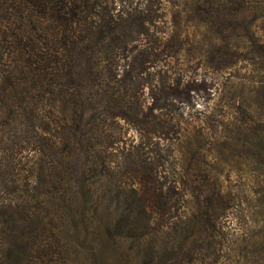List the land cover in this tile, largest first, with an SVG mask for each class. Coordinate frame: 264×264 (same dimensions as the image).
<instances>
[{"label": "trees", "instance_id": "trees-1", "mask_svg": "<svg viewBox=\"0 0 264 264\" xmlns=\"http://www.w3.org/2000/svg\"><path fill=\"white\" fill-rule=\"evenodd\" d=\"M167 4L0 0V264H25L20 238L30 232L16 242L13 229L56 221L60 208L91 223L99 255L128 242L149 264H190L198 236L238 201L217 174L186 172L215 114L196 108L208 88L186 77ZM185 143L190 164L178 172L173 156ZM33 156L43 191L26 189ZM190 203L188 231L171 209Z\"/></svg>", "mask_w": 264, "mask_h": 264}, {"label": "rangeland", "instance_id": "rangeland-1", "mask_svg": "<svg viewBox=\"0 0 264 264\" xmlns=\"http://www.w3.org/2000/svg\"><path fill=\"white\" fill-rule=\"evenodd\" d=\"M166 2L170 23L165 27L169 35L175 34L186 77L204 81L208 88L200 93L205 101L200 98L196 108L206 115L215 114L207 122L199 145L202 158H195V167L186 172L193 177L206 172L217 174L221 190L238 197L225 211V218L214 220L198 236L200 246L190 264H264V0ZM198 10L204 12L203 17L198 18ZM131 135L128 132L126 138ZM186 136L192 140L190 129ZM186 147L182 144L173 156L178 172V167L186 169L190 164V155L184 154ZM112 161L119 162L117 158ZM27 163L32 181L26 189L45 190L39 158L33 156ZM58 211L61 217L56 221L45 220L38 226L30 221L20 225L21 229H13L12 238L26 244L25 264L151 262L143 250L145 258L135 250L128 251V242H119L122 247L118 246L121 251L117 255L111 248L99 255L94 249L91 223L79 220L73 208ZM171 212L181 216L180 222L191 230L196 212L192 203L184 211L175 204ZM38 228L43 232L35 237ZM26 231L30 232L29 238L19 239ZM141 245L148 247L149 242ZM168 259L163 258L161 264Z\"/></svg>", "mask_w": 264, "mask_h": 264}]
</instances>
